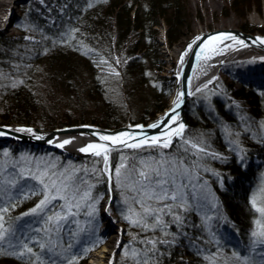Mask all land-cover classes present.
Instances as JSON below:
<instances>
[{
	"label": "trees",
	"instance_id": "obj_1",
	"mask_svg": "<svg viewBox=\"0 0 264 264\" xmlns=\"http://www.w3.org/2000/svg\"><path fill=\"white\" fill-rule=\"evenodd\" d=\"M249 7L259 0H246ZM187 0H27L21 6V17L16 27L20 34L0 35V67L9 68L12 63H33L49 66L58 75L70 82L82 83L83 90L100 98L102 83L94 69L91 58L115 61V53L127 52L124 76L128 82L145 88L150 80L151 104L135 112L129 119L125 105L106 103L108 112L101 120L92 124L104 128H120L128 122L133 125L148 124L157 114L169 107L176 86V78H165L154 72L161 68L164 61L161 55L162 44L158 41V30L165 26V41L169 48L181 44L188 33H192L193 15L186 7ZM238 2L234 9H238ZM247 33L263 30L242 26ZM138 38L130 41L132 34ZM25 36H29L25 39ZM130 41V42H129ZM129 42V43H128ZM142 52V57L135 56ZM239 62L224 65L214 88H206L192 96L186 108L187 127L182 138L173 142L168 149L140 148L114 149L110 151L109 164L114 169L121 158L129 166L140 159L167 156L182 160L184 176L177 184H183L189 200H168L171 210L156 211L160 218L157 223L153 216H147L148 227L138 226L125 219L135 213H143L140 204L134 203L136 194L124 187L117 186L113 174L111 182L105 174L89 171L78 174L88 180L92 199L89 203L100 204L111 195L117 211L126 228L129 255L122 264H247L244 259L250 257L249 264H264V244L260 248L253 243V231H258L256 221L261 220L256 207H264V179L256 180L260 165L254 163L255 157L264 153V144L259 140L250 141L241 128L246 120L255 119L264 123V86L249 80L251 67ZM54 68V69H53ZM61 69V70H60ZM83 73L79 72L83 70ZM253 71V70H252ZM89 73V74H86ZM87 75V76H86ZM82 81V82H81ZM237 85V86H236ZM135 86V87H136ZM220 87L223 92L216 90ZM9 93L2 100L10 102L6 106V115L11 114L13 121L31 125L34 97L25 87L7 88ZM3 93V94H4ZM111 101V100H110ZM233 101H243L240 108ZM32 106L31 108H29ZM34 106V107H33ZM117 106V104H116ZM32 110V112L30 110ZM4 116L6 119L7 116ZM45 129L76 126L79 122L55 123V119L46 116ZM89 122V121H88ZM81 122V123H88ZM4 124L10 125L8 121ZM241 132L246 144L244 155L240 158L230 150L233 132ZM187 141V143H185ZM195 144L198 149L190 144ZM204 151H200V149ZM3 150L8 155L2 158ZM0 161L9 173L27 170L36 171L37 166L55 164L57 170L63 168L100 169L101 158L94 155H73L49 148L27 144L0 145ZM3 175L4 168L1 169ZM38 187L37 182L34 183ZM196 186V188H195ZM207 186L215 206L207 213L208 219L200 209L201 198L196 189ZM33 190V189H32ZM31 191L17 194L16 197L1 200L0 206L11 207L5 216L12 229L23 221V213L30 212L42 198L31 195ZM256 205H253V201ZM153 209L162 204L148 200ZM136 216V215H134ZM176 216L180 219L176 220ZM139 219V216L132 219ZM38 223V222H37ZM8 224L5 226L7 227ZM34 226H40L35 224ZM229 236L226 237V230ZM102 245L92 247L84 255L76 251L65 258H52L56 264H67V259L75 255V264H87L89 255L100 250ZM257 250V252H254ZM34 251L39 249L34 247ZM235 253L236 255H233ZM258 253V254H257ZM255 258V259H254ZM0 264H29V257L23 258L9 252H0Z\"/></svg>",
	"mask_w": 264,
	"mask_h": 264
},
{
	"label": "rangeland",
	"instance_id": "obj_2",
	"mask_svg": "<svg viewBox=\"0 0 264 264\" xmlns=\"http://www.w3.org/2000/svg\"><path fill=\"white\" fill-rule=\"evenodd\" d=\"M26 1L27 0H20V5L22 6V4ZM236 1L238 2L237 5L239 6L237 10L234 9V3ZM247 3L248 1L246 0H187L186 7L188 11L193 15V31L192 33L187 34L181 44H178L173 48H169L166 45L165 41V26H163L162 28H157L158 41L162 44L161 55L164 63L160 69L155 68L154 72L159 73L165 78L174 77L177 80V65L179 61L178 52L187 47L189 42L195 35H197L198 32L205 33L221 29H236L243 31L242 26L245 25L253 27L254 29L263 30L264 32V0H259V3L254 1L252 7H249ZM21 6H19V10L18 12H16L15 19L9 30H5L1 25V21L3 19L0 21V35L15 36L20 34L16 27V24L18 22V15L22 14ZM4 15L5 14L2 11V13H0V16L3 17ZM256 33L264 35V33L260 31H257ZM28 37L29 36H25L24 38L27 39ZM137 38L138 33H134L130 37V41H134ZM142 55V52H138L135 54V56L137 57H142ZM262 58L264 57L246 55L244 57H241L240 59L232 60L225 65L239 62L248 65L247 67H251L252 69L250 70L247 78L259 84L260 86H264V59ZM127 59V52L125 50H123L122 53H115V61L103 60L96 57L91 58L94 69H96L98 74H100L99 78L101 79L100 81L103 86L102 92L100 91V93L104 94H101L100 98L95 97L97 94L92 95L91 92L86 93L83 90L82 83H85V81H81V84L78 82L69 83L66 79L58 75L59 71L56 68L54 71L49 66L44 67L43 65L36 64L35 62L19 64L12 63L7 69H2L0 67V125H6L4 123L8 121L9 123H11L8 126H15V124H17L24 127H38L42 130H51L43 128V126L45 125L46 116L55 119V123L79 122L80 124L78 125H94L92 124L94 120H101L105 113L108 112L107 110L109 107H106L107 102L114 103L115 108L120 107L118 106L119 103H123L125 105V112L127 113V117L129 119L135 114V112L142 110L145 105L151 104L152 97L150 87L153 88L154 83L151 79L149 86L140 88V86H136L134 82H128L123 74ZM84 70L85 69L81 70L79 73L82 74ZM218 78H220L221 80L225 79V77L221 76L220 73ZM218 78L203 85L194 94L209 87L214 88V86H216V81L218 80ZM22 86L28 89L35 99L34 103L32 104L35 106H33V111L35 112H33L31 125L14 122V117L11 114L6 115L8 113L6 112V106H10L12 108V104L10 102L3 101L4 99L2 100L3 97H6L9 94L7 92L4 93L5 89H16ZM216 90L219 92L224 91L220 87H216ZM233 102L240 108L246 107L243 105V101ZM31 107L32 106H30L29 108ZM30 111L32 112V110ZM5 115L8 119L4 117ZM127 124L131 123L128 122ZM240 129L245 132L244 135L248 133V140H259L264 144V123L262 121L260 122L255 119L250 121L249 119H247L246 123H244V125H242ZM176 140H178V138ZM229 143L231 145L230 150L235 154V156L240 158L244 155L246 144H244V139L240 131L233 132V139H231V142ZM1 144H7L8 146L14 145V143H0V145ZM194 148L198 149V147ZM4 152H7V150H3V159L5 157ZM3 159L0 161H3ZM253 161L255 164L263 167V169L259 171L256 177V180L261 182L262 179H264V153L260 157H255ZM0 167L1 169L4 168L3 175L0 176L1 200L16 197L17 194L21 195L24 192L31 191L33 187H35V181L32 180L27 174H24L23 177L20 176L21 172L15 171L11 174L7 172L2 162H0ZM1 172L2 171L0 170V175ZM12 179H15L17 182L15 188L11 187L7 183L8 180ZM18 188H20L21 191H17ZM184 189V187H181L180 192L187 199L186 201H188L189 196ZM196 194L198 198H201V203L204 204L200 207V209L203 210V216L205 217V219H208L207 213L215 206L214 200L212 199L213 195L210 191H208L207 186L197 187ZM39 201L37 203H39ZM87 203L93 204L89 203V201H87ZM81 204L82 206L78 211V214L75 217L70 218L69 223L62 225L59 234H52L53 243H58L59 247L55 249V252L51 254V257L65 258L76 251L83 252L82 254L85 255L90 248L101 244L102 249L109 243L111 239H113L114 237H118L119 243L114 249L113 263L122 264L126 256L129 255V245L128 238L126 236V228L122 223L113 197L109 195L107 199L100 204V206H95V204H93L95 207V211L92 213V215H88V212L92 211V209L84 206L83 201L81 202ZM25 213H23V221H19L16 225V228H19L26 235L32 234L31 230L33 228L43 229L47 227V225H45L43 221L40 220L38 215L26 216L24 215ZM132 217L136 216L132 215ZM71 220H75L76 223H72ZM35 224H40V226H34ZM228 233L229 229L226 230V235L224 236L228 237ZM17 235H19V232H17ZM40 235L46 236L43 231H41ZM255 239L256 238L254 237V240ZM69 243L73 245L71 249L68 248ZM257 244L259 243H256L255 246H258L257 248H260L261 245ZM3 252L11 253V249ZM254 252H257V250H254ZM56 253H58L59 255L57 256ZM93 254H95V252L89 255L87 264H91V261L93 260ZM244 262L249 264L248 262H251L250 257H248V259H244Z\"/></svg>",
	"mask_w": 264,
	"mask_h": 264
},
{
	"label": "snow or ice",
	"instance_id": "obj_3",
	"mask_svg": "<svg viewBox=\"0 0 264 264\" xmlns=\"http://www.w3.org/2000/svg\"><path fill=\"white\" fill-rule=\"evenodd\" d=\"M198 40L202 38H197ZM210 40H222L230 39L237 41L243 46L247 47L243 40H237V37L232 34H221L220 36L209 37ZM261 44H264V39L257 38ZM255 43V41H253ZM189 50L193 48V45L188 46ZM187 55V52L184 54ZM199 57V53L196 54ZM264 59V58H262ZM181 63H183V56L181 57ZM199 90V89H197ZM185 93L181 92L177 100L174 101L175 108L180 107L181 99ZM175 108L168 114L166 121L161 123H167L168 121L175 122L176 114ZM143 127V126H139ZM152 128L158 127L157 124L151 125ZM184 125L181 123L176 129L167 133V135L152 136L150 138L139 139L136 143H129V139L135 140L136 137L132 136L131 133L122 132L117 135H100L99 140L105 142H111L112 145H123L131 149L140 148H158L168 149L173 146L172 136L181 137L183 133ZM15 131H22L32 133V129H16ZM6 133L0 131V136ZM33 135H35L33 133ZM37 140L44 139L43 136L36 135ZM51 143V141H49ZM71 143L70 140L65 139L62 143L56 145V147L63 148L65 145ZM187 143V141H185ZM192 147H196L195 144ZM114 149L110 148L108 144H88L86 147L79 149L84 153H89L95 157L101 158L103 167L100 169H76L63 168L57 170L55 164L45 165L44 167L37 166L36 171L28 169V176L37 182L38 187H33L31 195H40L39 203L30 210L29 213L24 215L39 216L40 220L43 221L47 227L33 228L32 234H25L19 228L12 229L11 224L5 220L6 214L9 212L11 204L8 206H0V252L11 249L12 255H17L21 258L29 257V264H56V261L51 259V254L55 252V249L59 247L58 243H53L52 234H59L62 225L69 223L70 218L75 217L78 214L82 204L92 209L88 212V215H92L95 211L93 204H88L87 201L92 199L91 188L88 180L84 179L83 176L79 175V172H84L85 175L92 171L93 173L105 174L111 182L113 174L116 177L117 186L124 187L129 191L134 192L136 195L132 197L133 202L140 204L143 208V213H135L132 208H129V212L132 215L139 216V219H132V215L126 216L134 225L148 227L146 217L153 216L157 223H160V218L155 215L156 211L163 212L164 209L171 210L172 205L165 203L168 200L171 201H183V195L180 192V188L185 185L177 184V180L184 176V169L182 168L183 161L176 158L167 156L161 152L159 158L148 157L139 160L138 165L133 164L129 166L125 162V158H121L119 166L114 169L109 164L110 151ZM204 151V149H200ZM7 156L8 153L4 152ZM20 176H24L22 170ZM7 183L15 188L17 182L15 179L8 180ZM17 191H21L20 188ZM148 200H154L163 207L160 209H153ZM62 202V203H58ZM253 205H256V201H253ZM58 209V210H57ZM256 211L260 214L261 220H257L258 231H253L252 236L256 239L253 243L264 244V207H256ZM180 217L176 216V220ZM72 223H76L75 220H71ZM8 224L6 227L5 225ZM43 231L46 236H41L40 233ZM19 232V235H17ZM74 234V233H73ZM34 247L38 248L39 251H34ZM73 245L68 244V248L71 249ZM58 256L59 254L56 253ZM233 255H236L233 253ZM264 257V253H261ZM247 259V258H245ZM77 257L73 255L67 259V264H75Z\"/></svg>",
	"mask_w": 264,
	"mask_h": 264
},
{
	"label": "water",
	"instance_id": "obj_4",
	"mask_svg": "<svg viewBox=\"0 0 264 264\" xmlns=\"http://www.w3.org/2000/svg\"><path fill=\"white\" fill-rule=\"evenodd\" d=\"M221 34H232L237 37V40H243L245 44L258 50L264 54V44H261L257 38L264 39V35L261 34H252L247 33L241 30L236 29H221L212 32H205L198 35H195L192 40L189 42L193 45V48L189 50L188 56L186 58L185 64L181 72L178 73L177 80H176V87L174 94L178 91L180 94L184 92L185 94L180 97L181 103L179 108H175V105H169V108L166 109L164 112L157 115L152 121L148 124H127L120 128H104L95 125H87L81 124L76 126L70 127H63V128H56L51 130H42L41 128L34 127H17V126H8V125H0V131L5 132L6 134L0 136V143H17V144H27L33 145L37 147L49 148L52 150H59L63 151V148L56 147L57 144L62 143L65 139H72L78 137H86L90 139H96L99 144H108L112 149H131L127 148L126 146L120 145H112L111 142H105L99 140L100 135H117L122 132L131 133L132 136L136 137L135 140L129 139V143H136L139 139H145V137L150 138L152 136H159V135H167L170 131L177 128L179 124L184 125L183 131L187 127V120H186V108L188 106L189 100L193 96L196 87L198 85L196 74L198 70V66L202 59L204 52L209 48V46L217 41H227L230 39H222V40H210L209 37L213 36H220ZM197 38H202L198 40ZM231 42H237L230 40ZM255 41V43H253ZM199 53V57L196 55ZM224 63H221L220 66H223ZM220 69L218 70V74L220 73ZM173 94V96H174ZM178 94V95H179ZM175 108L176 120L175 122L168 121L167 123H161L162 121H166L168 114ZM157 124L158 127L152 128L151 125ZM139 126H143L142 128ZM16 129H32V133L22 132V131H15ZM33 133L35 135H33ZM36 135L43 136L44 139L37 140L35 138ZM179 138V137H178ZM51 141V143L49 142ZM175 140H173L174 142ZM66 147V145L64 146ZM75 155H92L91 151L89 153H76L74 151L69 152Z\"/></svg>",
	"mask_w": 264,
	"mask_h": 264
},
{
	"label": "bare ground",
	"instance_id": "obj_5",
	"mask_svg": "<svg viewBox=\"0 0 264 264\" xmlns=\"http://www.w3.org/2000/svg\"><path fill=\"white\" fill-rule=\"evenodd\" d=\"M20 0H0V13L5 14L3 17L0 16L1 25L6 30H9L11 25L13 24V21L15 19L16 12L19 10ZM5 10V11H4ZM7 14V15H6ZM18 20V19H17ZM203 32H198V34H201ZM187 52V55H184ZM189 53L188 46L183 48L178 52L179 54V61L177 65V71L178 73L181 72V70L184 67L186 58ZM246 55H255V56H261L264 57V54L258 50H255L254 48H251L250 46H243L242 44L238 42H231L230 40L227 41H217L216 43H213L209 46V48L204 52L202 59L200 61V64L198 66L196 79H197V89L201 88L203 85L214 81L218 78V70L222 66L221 63H228L232 60L240 59L241 57H244ZM183 56V63H181V57ZM194 92V93H195ZM178 91L172 99L170 100L171 105H175L174 101L177 100L178 97ZM15 126L18 127H24L15 124ZM25 128V127H24ZM178 137H176L174 134L172 136V140H176ZM71 143L67 144L66 147H63L64 152H76L80 153L79 149L86 147L88 144H95L98 143L96 139H90L86 137H78V138H72L69 139ZM37 147V146H36ZM119 243V238L114 237L109 241V243L103 247L101 250H98L93 254V260L91 261V264H114L113 263V253L114 249Z\"/></svg>",
	"mask_w": 264,
	"mask_h": 264
}]
</instances>
